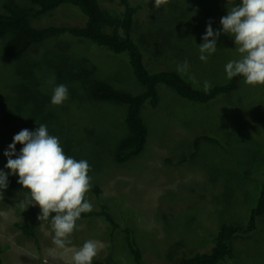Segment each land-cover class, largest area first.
Masks as SVG:
<instances>
[{"label":"rangeland","instance_id":"374dc122","mask_svg":"<svg viewBox=\"0 0 264 264\" xmlns=\"http://www.w3.org/2000/svg\"><path fill=\"white\" fill-rule=\"evenodd\" d=\"M10 1L28 5L0 0V10ZM133 1L140 9L132 35L152 72L176 71L194 86L210 88L232 69L250 63L259 50L235 28L233 4L226 0ZM252 11L253 25L264 34V0H252ZM83 17L75 7L63 5L31 22L40 29L82 26ZM6 42L0 41L3 173L29 169L54 177L63 187V208L77 209L78 197L86 211L108 207L122 228L135 229L145 264H176L191 253H208L223 223L247 221L258 188L252 176L264 168V66L239 90L204 106L159 85V105L142 112L150 128L144 152L119 164L114 153L128 133L127 109L91 101L87 72L93 69L96 79L141 94L145 88L127 57L85 41L52 38L25 57L32 73L22 75L4 55ZM77 61L82 68L69 69L73 83L59 84L56 70ZM202 133L233 146L203 142L200 155L192 159L194 141ZM29 211L16 193L0 199L3 264L133 263L125 234L113 231L101 217L63 226L45 223L36 246L17 227ZM237 250L225 264H264V217L254 234L238 239Z\"/></svg>","mask_w":264,"mask_h":264},{"label":"trees","instance_id":"16d2710c","mask_svg":"<svg viewBox=\"0 0 264 264\" xmlns=\"http://www.w3.org/2000/svg\"><path fill=\"white\" fill-rule=\"evenodd\" d=\"M23 1L28 5L10 1L3 5L2 11L0 10V41H7L3 48L4 55L10 63H14L17 69L21 70L22 75L32 73L25 65V57L30 55L35 46L52 38L68 37L85 41L113 54L127 57L135 77L145 88L141 94L133 95L111 83L96 79L93 69L87 72V75H91V101L111 103L127 109L125 123L128 133L120 140L114 153V159L119 164H126L144 152L150 128L142 112L148 105L153 108L159 105V85H166L185 100L204 106L239 90L246 78L258 77L264 66V34L252 23V0L226 1L233 4L235 28L255 42L259 50L254 53L250 63L232 69L222 83L210 88H198L176 71L152 72L147 68L140 45L135 42L132 35L134 19L140 9L133 0H107L110 5L101 4L99 0ZM63 5L75 7L84 16L85 22L82 26L62 25L40 29L32 24V19H39ZM82 62H86V59H82ZM65 63L56 70L57 82L70 85L75 75L70 73L69 69L82 68V63L81 61H77L76 65ZM24 95L26 96V93ZM218 138L206 133L199 135L194 141L192 159L200 155L199 150L203 142L215 144L222 149L233 146V142L222 143ZM246 175L249 177L252 173ZM252 178L257 181L258 188L247 221L242 224L223 223L214 238L210 252L191 253L190 256H183L176 264H225L235 259L238 254V239L254 234L258 230L259 219L264 217V168L254 173ZM237 179H240L239 176ZM62 191L60 181L48 174L29 169H17L5 174L0 170V199L8 200L11 193H16L29 206L27 221L18 224L17 227L24 237L33 240L36 246H40L39 228L45 223L63 226L86 218L101 217L113 231H122L125 234L132 264H145L144 253L138 244L134 228H122L106 206H101L98 211H86L81 197L76 198L79 205L77 209L63 208L60 200ZM93 192L97 197L101 194L97 187ZM0 264H3L1 257Z\"/></svg>","mask_w":264,"mask_h":264}]
</instances>
